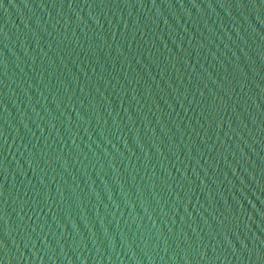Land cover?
<instances>
[{
    "label": "water",
    "instance_id": "1",
    "mask_svg": "<svg viewBox=\"0 0 264 264\" xmlns=\"http://www.w3.org/2000/svg\"><path fill=\"white\" fill-rule=\"evenodd\" d=\"M0 264H264V0H0Z\"/></svg>",
    "mask_w": 264,
    "mask_h": 264
}]
</instances>
